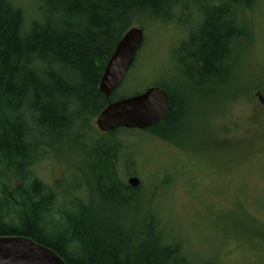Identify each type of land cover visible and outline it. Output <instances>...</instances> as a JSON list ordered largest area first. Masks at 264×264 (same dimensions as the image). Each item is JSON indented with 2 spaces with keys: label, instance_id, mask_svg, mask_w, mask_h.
I'll return each instance as SVG.
<instances>
[{
  "label": "trees",
  "instance_id": "trees-1",
  "mask_svg": "<svg viewBox=\"0 0 264 264\" xmlns=\"http://www.w3.org/2000/svg\"><path fill=\"white\" fill-rule=\"evenodd\" d=\"M33 1L36 17L27 20L14 0H0V238H31L66 264H192L156 224L121 226L77 197L60 206V198L78 188L53 189L34 168L68 132L79 143L78 132L113 101L101 94L100 81L132 27L143 30L144 19L189 17L184 24L194 29L175 54L185 75L202 86L231 77L234 42L246 32L238 15L256 0ZM158 87L169 96V112L146 132L173 143L168 126L183 113V102ZM124 130L101 133L109 140L94 147L109 162L98 192L109 191L113 199L121 192L129 202L140 186L132 189L114 178Z\"/></svg>",
  "mask_w": 264,
  "mask_h": 264
},
{
  "label": "rangeland",
  "instance_id": "rangeland-1",
  "mask_svg": "<svg viewBox=\"0 0 264 264\" xmlns=\"http://www.w3.org/2000/svg\"><path fill=\"white\" fill-rule=\"evenodd\" d=\"M14 1L27 20L36 17L33 0ZM144 20V43L112 100L162 86L190 102L191 110L187 106L179 125L168 127L173 143L142 130L119 134L114 178L127 184L136 176L141 191L129 202L121 192L118 199L98 192L109 162L94 145L109 138L96 119L78 132L79 143L68 132L34 171L53 189L78 188L67 200L60 198V206L77 197L121 226L156 224L192 264H264V107L257 98L258 92L264 96V0L238 15L246 32L234 42L231 77L202 86L185 75L175 54L194 29L184 24L190 18Z\"/></svg>",
  "mask_w": 264,
  "mask_h": 264
},
{
  "label": "water",
  "instance_id": "water-1",
  "mask_svg": "<svg viewBox=\"0 0 264 264\" xmlns=\"http://www.w3.org/2000/svg\"><path fill=\"white\" fill-rule=\"evenodd\" d=\"M144 43V32L132 27L117 44L101 78L99 90L106 100L118 89L133 66L137 53ZM258 101L264 106V96L257 93ZM168 94L160 87H150L144 93L110 102L95 120L102 133L118 129L146 130L158 125L169 112ZM141 179L131 176L127 180L129 188L141 185ZM0 264H66L50 247L31 238H0Z\"/></svg>",
  "mask_w": 264,
  "mask_h": 264
},
{
  "label": "flooded vegetation",
  "instance_id": "flooded-vegetation-1",
  "mask_svg": "<svg viewBox=\"0 0 264 264\" xmlns=\"http://www.w3.org/2000/svg\"><path fill=\"white\" fill-rule=\"evenodd\" d=\"M198 83L199 82H193V85L195 86H198ZM193 86V87H194ZM177 99H179V101L181 100L182 102H183V113L181 114V119H180V117H179V119H177L176 121H173V122H171V123H169V128H173V127H176V126H178L179 125V120H182L183 118H184V116H185V114H186V108H187V106H189V108H190V110H191V106H190V102L189 103H186L185 101H183L182 99H181V97L180 98H177ZM188 104V105H187ZM179 110V108H177V111ZM178 117V116H177Z\"/></svg>",
  "mask_w": 264,
  "mask_h": 264
}]
</instances>
